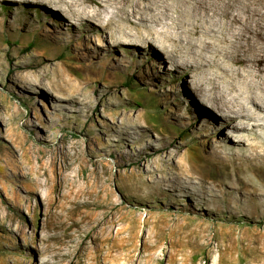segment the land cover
I'll return each instance as SVG.
<instances>
[{
	"label": "rangeland",
	"instance_id": "1",
	"mask_svg": "<svg viewBox=\"0 0 264 264\" xmlns=\"http://www.w3.org/2000/svg\"><path fill=\"white\" fill-rule=\"evenodd\" d=\"M52 11L0 1V264H264V127L202 125L190 76Z\"/></svg>",
	"mask_w": 264,
	"mask_h": 264
},
{
	"label": "bare ground",
	"instance_id": "2",
	"mask_svg": "<svg viewBox=\"0 0 264 264\" xmlns=\"http://www.w3.org/2000/svg\"><path fill=\"white\" fill-rule=\"evenodd\" d=\"M13 1L54 10L51 13L61 20L60 30H53L56 36L68 26L84 39L92 32L104 34L111 39L112 52L121 47L135 54V59L130 55L131 65L142 59L141 67L151 66L160 57L173 72H184L190 84L181 93L202 105L195 118L202 125L217 122L232 132L264 127V0ZM101 56L98 51L81 53L78 60L81 67L91 69ZM114 58L107 64L106 83L124 75L122 61L114 63ZM142 76L148 79L149 73ZM151 86L152 92L160 91L158 83Z\"/></svg>",
	"mask_w": 264,
	"mask_h": 264
}]
</instances>
